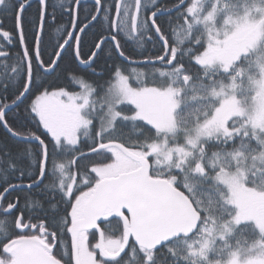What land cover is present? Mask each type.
Segmentation results:
<instances>
[{"label":"snow or ice","instance_id":"obj_1","mask_svg":"<svg viewBox=\"0 0 264 264\" xmlns=\"http://www.w3.org/2000/svg\"><path fill=\"white\" fill-rule=\"evenodd\" d=\"M0 128V264H264V0H0Z\"/></svg>","mask_w":264,"mask_h":264},{"label":"trees","instance_id":"obj_2","mask_svg":"<svg viewBox=\"0 0 264 264\" xmlns=\"http://www.w3.org/2000/svg\"><path fill=\"white\" fill-rule=\"evenodd\" d=\"M51 2H53V3H57L58 0H51ZM162 3L171 4V3H172V0H162ZM90 10H91V7H89V11H90ZM31 15H32V16H35V8L32 9ZM12 27H13V26H12V23H11L10 21L5 23V28L8 29L9 31L12 30ZM122 43H123V41H122ZM131 44H132V42L129 41V48H130ZM53 82H54V83H59L60 86L67 87L68 90H70V91L78 90V89H76V88H73L72 85L69 84L66 80L56 81V79H55V81H53ZM53 82L50 81V83H53ZM5 136H6V133H5L4 129H3V128H0V138H3V137H5ZM10 142H11V141H10ZM93 242H94V241H93Z\"/></svg>","mask_w":264,"mask_h":264},{"label":"flooded vegetation","instance_id":"obj_3","mask_svg":"<svg viewBox=\"0 0 264 264\" xmlns=\"http://www.w3.org/2000/svg\"><path fill=\"white\" fill-rule=\"evenodd\" d=\"M7 30H8V29H7ZM17 50H18V49H17ZM55 79H56V78H55V77H53V78H51V80H50V81H52V82H53V81H55Z\"/></svg>","mask_w":264,"mask_h":264}]
</instances>
